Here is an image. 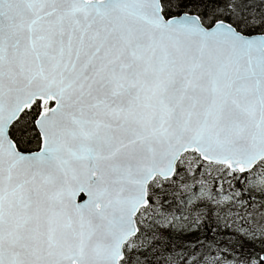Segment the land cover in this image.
I'll list each match as a JSON object with an SVG mask.
<instances>
[{
  "label": "snow or ice",
  "instance_id": "1",
  "mask_svg": "<svg viewBox=\"0 0 264 264\" xmlns=\"http://www.w3.org/2000/svg\"><path fill=\"white\" fill-rule=\"evenodd\" d=\"M0 264H264V0H0Z\"/></svg>",
  "mask_w": 264,
  "mask_h": 264
}]
</instances>
